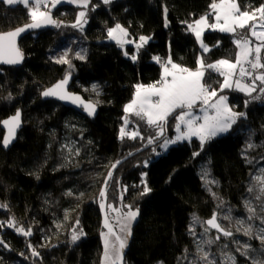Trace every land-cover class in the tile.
Returning <instances> with one entry per match:
<instances>
[{"label": "trees", "instance_id": "obj_1", "mask_svg": "<svg viewBox=\"0 0 264 264\" xmlns=\"http://www.w3.org/2000/svg\"><path fill=\"white\" fill-rule=\"evenodd\" d=\"M212 2L115 0L104 4L103 0H92L87 7L89 22L80 31L71 27L80 9L62 1L51 17L62 22L60 27L45 25L30 31L19 44L21 63L0 62V200L7 205L0 208V220L13 216L25 229L32 230L31 236H24L6 227L3 235L10 247L0 250L2 264H117L120 258L105 261L102 239V233L108 231L103 226L100 192L109 171L112 179L108 181L105 205L131 204L139 209L123 264H191L194 260L204 264L199 260L196 244L214 238L216 230L209 229L205 235L195 225L194 236L189 228L193 215L206 221L213 213L218 214L222 227L233 232L231 238L216 233L221 239L204 245L216 264H225L224 253L234 255L236 264L264 262L261 241L245 236L243 228L237 231L241 226L236 224L240 219L246 221L243 227L250 223L253 236L264 227L259 218L264 201L255 199L259 188L256 177L264 169V96L262 102L253 99L245 107L244 102L251 97L229 89L226 92L230 93L229 101L237 110L246 109L247 118H241L228 134L206 143L204 151L196 157L193 152L200 148L194 139L171 147L154 160L152 148L158 146L145 145L147 135H155L156 128L138 118L145 139L133 140L128 136L120 139L126 115L124 107L133 99L136 85L160 81L162 66L168 58L192 70L197 68L200 57L205 64L220 59L235 61L236 36L207 31L204 43L211 50L204 52L187 28L210 10ZM238 3L244 10L264 4V0H238ZM164 7L168 9L167 27ZM29 9L21 4L9 6L0 0V33L32 23ZM116 23L126 27L136 40L140 36L152 37L149 45L140 48L135 61L127 58L119 45L107 41V30ZM243 31L248 33V29ZM134 49L129 47L136 56ZM66 51L71 67L56 63ZM78 52L85 59L77 58ZM261 56L264 62L263 51ZM260 71L264 70L258 69L256 74ZM69 73L73 77L70 90L99 108L95 118L88 119L57 101L42 99L44 90ZM221 78L208 70L204 81L218 88ZM244 79L249 82L247 77ZM93 84L99 86V95L92 91ZM256 95H260L258 89L253 93ZM17 110L23 112L25 126L15 145L6 150L2 145L5 135L2 120ZM133 127L137 126L132 124ZM248 143L256 147L248 149ZM116 161L121 163L113 169ZM205 170L209 175L202 179ZM142 180L151 189L143 196ZM209 180L216 183L210 184ZM249 187L254 188L252 193L248 192ZM245 200L257 210V217L251 221L247 220ZM229 208L232 219L224 220ZM107 217L110 224L108 206ZM73 228L84 233L76 243L71 242ZM112 229L118 233L116 228ZM29 244L40 253L39 257L32 256ZM244 244L253 249L248 257L236 251Z\"/></svg>", "mask_w": 264, "mask_h": 264}, {"label": "snow or ice", "instance_id": "obj_2", "mask_svg": "<svg viewBox=\"0 0 264 264\" xmlns=\"http://www.w3.org/2000/svg\"><path fill=\"white\" fill-rule=\"evenodd\" d=\"M2 2L9 6H15L21 4L25 7H30L29 16L33 21L30 24L18 27L15 30L8 31L6 33H0V62L7 64H18L23 59V54L19 51L16 46V37L23 33L26 29H36L43 25H53L55 27H60L62 22H58L51 18V15L47 11L41 10V5L47 6L50 4L51 7H55L57 4L61 3V0H2ZM69 3H78L84 8H87L90 0H67ZM112 0H103L104 4H110ZM210 9L214 14V22L209 23V16L204 15L199 19H196L194 23L188 24L187 28L189 31L194 33L197 41L200 43V47L204 52H208L211 49L204 43L202 39V33L206 28H210L214 31H219L221 33H230L236 36L234 44L236 45L238 52L235 61L229 59H220L214 63H204L203 57L198 60V67L196 70L188 69L182 67L181 65L175 64L168 59L164 67V73L160 81L156 84H149L147 86L138 84L136 85V93L134 98L130 103L125 105L124 112L126 114L132 113L140 119L146 120L147 125L158 129L155 135L148 136L146 138L147 145H157L163 151H167L170 145H174L178 142L191 143L193 137H195L199 142V151L193 152V157L199 156L201 152L204 151V146L207 142L228 133L234 125L237 124L238 120L241 118H247L246 112L234 111L233 107L230 106L227 95H221L224 89H233L240 92L246 93L249 97L254 100H260L264 96V71H260L256 74L258 69L264 70V62H262L261 53L264 51V4L259 7L248 9H241L238 0H213L210 5ZM94 10V8H93ZM87 23L86 12L80 11L76 21L71 25L73 28H79L83 31V25ZM165 26L167 27V8H165ZM238 29L240 30L238 32ZM248 29V33L245 34L243 30ZM107 35L109 38L116 41L117 44L123 46L124 42L134 43L133 40H126L125 38L130 36V33L121 24L116 23L114 27L107 30ZM255 38L256 43L253 45V39ZM139 42L136 43L137 51L143 46L144 43L150 39L147 36H140ZM219 42H217V46ZM68 52H64L57 60L56 63L67 64L71 67V62L67 59ZM124 55H128L124 52ZM7 56V58H5ZM77 58L83 60L85 56L81 53H76ZM132 60H136L137 57L133 55ZM157 62L160 61L159 57H154ZM171 65V69L167 65ZM247 65V67H245ZM208 70H212L222 76L223 82L219 84V88L212 87L211 84L204 82L205 73ZM70 73L65 79L59 81L52 88L43 91L42 95L44 97H56L60 100L69 101L73 104L81 106L88 113L89 116H94L96 111V105L93 103H85L80 96L73 93H69L64 89V85L68 83V78H70ZM245 77L248 78V83H241ZM259 81V84L257 83ZM159 85V86H157ZM98 85H92V91L98 92ZM259 89L260 95L253 96V93L257 92ZM156 97L157 99L153 101L151 98ZM11 98V97H9ZM202 103L206 107L200 110L204 112V115L198 116L193 112L194 106ZM245 107H247L249 101H245ZM180 109L179 113L175 115V132L174 138H168L164 136L165 128L167 125V120L170 115ZM21 112L17 110L16 114L10 117L8 120L3 121V124L8 128V136L3 140V146L7 147L11 140L15 137V131L20 126L21 123ZM124 127L120 129V139L123 140L125 136L130 139L144 140L145 137L141 135L139 128L137 127L133 131L126 132L125 127L128 125V116L125 115ZM160 137H164L160 140ZM64 147H68L65 145ZM256 145L253 143H248L247 148L253 149ZM71 152V149H68ZM141 149H138V151ZM152 151L156 155H160V152L156 151V147L152 148ZM76 154H79V150H76ZM132 155V153H129ZM121 163L116 161L112 168L115 169L116 166ZM144 166H148V161H144ZM147 173H142V176H146ZM209 173L205 170L202 175V179H205ZM112 179V171H109L107 177L104 181V186L100 192V207L105 208L104 201L107 197V187L108 181ZM258 182V194L255 199L264 201V169H261V175L256 177ZM210 184L216 183L214 180L207 181ZM143 190L140 193L141 196L147 195L151 192V189L147 186L146 180H142ZM124 192L127 191V186L123 189ZM254 191L253 187L248 188V192L252 193ZM215 197V193H212ZM68 195H72L71 192ZM83 194L81 193V196ZM121 203L123 202V193L120 195ZM112 211L117 212L118 209L112 204L107 205ZM127 209L123 212L118 219L122 220L121 231L125 233V237L122 239L119 235H115L116 243H111L107 238L104 241V259L105 261L109 258L110 248L119 255L121 250L126 247L127 237L131 236V225L136 220L139 215V209H134L131 204L123 205ZM244 207L248 213L247 220L251 221L257 217V210L252 206L251 202L248 200L244 201ZM0 208H7L6 204H0ZM261 215L260 222L264 225V203L260 205ZM228 214L223 216L224 220H231L230 215L231 209L226 210ZM67 218V217H66ZM246 223L244 219L236 221V224L241 227L237 228L240 231L243 228V233L245 236L259 239L262 246H264V227H260L255 236H253L252 225L249 223L247 227H243ZM79 225V220L76 221ZM195 225H203V232L205 235L209 232V229L216 230L217 233H222L225 237H233V232L225 227H222L218 220V214L213 213L212 217L206 221H201L198 216L193 215L192 225L189 230L195 236ZM5 222L0 221V227H4ZM7 227L15 228V231L24 235L31 236V228L25 229L23 226L16 227L15 221H8ZM105 227L108 228V234L113 233L112 226L109 224L107 216L105 217ZM108 234L102 233L105 237ZM84 235L82 229L77 232L75 228L72 230L71 242L76 243L80 237ZM221 236L219 234L215 235L212 239L198 241L196 244V250L199 260L203 261L204 264H216V261L212 258V253L205 250L204 245H212L219 241ZM238 243V242H237ZM0 246L5 248L8 245L4 244L3 240H0ZM226 247V246H225ZM31 248L32 256L39 257L40 253L36 248ZM242 256L248 257L253 251L251 245L244 244L242 247L236 249ZM187 252V249H185ZM23 255V253H21ZM225 264H236V257L231 253H224ZM186 258V257H185ZM163 264V262H160ZM191 264H197L194 260ZM252 264H258L257 261L253 260ZM264 264V262H260Z\"/></svg>", "mask_w": 264, "mask_h": 264}, {"label": "rangeland", "instance_id": "obj_3", "mask_svg": "<svg viewBox=\"0 0 264 264\" xmlns=\"http://www.w3.org/2000/svg\"><path fill=\"white\" fill-rule=\"evenodd\" d=\"M217 2V1H216ZM75 4H77V3H75ZM18 5V4H17ZM17 5H15V6H17ZM239 5H240V3H239ZM31 6V5H30ZM30 6L29 7H26V8H30ZM78 6H81V5H78ZM25 7V6H24ZM81 7H83V6H81ZM259 7V6H258ZM165 8H167V7H164V18H165ZM248 10H250V9H248ZM29 11H30V9H29ZM42 11H45V10H42ZM80 11H85L86 12V19H87V23H85L84 25H83V30H84V28L87 26V24H88V17H89V10L87 9V8H83V9H80ZM204 15H212L213 16V18H210V16H209V19H214V14L212 13V10L210 9L206 14H204ZM167 17H168V9H167ZM194 23V22H193ZM122 25V24H121ZM123 26V25H122ZM167 26H168V18H167ZM124 27V26H123ZM124 28H126V27H124ZM78 30H80L79 28H77ZM206 30V29H205ZM203 31V33H202V39H203V41H204V35H205V32H207V31ZM81 31V30H80ZM211 31H214V30H211ZM240 30L238 29V32H239ZM128 32H129V30H128ZM130 33V32H129ZM194 34V33H193ZM224 34H226V33H224ZM228 34H230V33H228ZM147 37H149V36H147ZM237 38V37H236ZM235 38V39H236ZM126 40H133V41H135V42H139V39L138 40H136L135 38H133V37H131V35L129 36V37H127V38H125ZM107 41H109V42H113V43H116V41L115 40H113V39H111V38H109L108 37V39H107ZM152 41V37L150 36V39L147 41V43H144L143 44V46L141 47V48H143V47H145V46H147V45H149L150 44V42ZM128 43V42H124L123 43V46H121V45H119V44H117V45H119L120 47H121V49L123 50V52H127L128 53V55H125L127 58H131L134 54H132V52H130L129 51V47H131V48H136V43ZM198 43H199V41H198ZM256 42H253V45L255 44ZM199 45H200V43H199ZM208 46V45H207ZM209 47V46H208ZM202 49V48H201ZM135 50V52H137L136 53V57H137V54L139 53L138 51H140V49L137 51V49H134ZM237 52H238V49H237ZM263 57H264V51H263ZM169 59V58H168ZM168 59H167V61H168ZM172 61V60H171ZM262 61H263V59H262ZM173 63H175V64H178V65H181V64H179V63H177V62H175V61H172ZM234 62V61H233ZM165 65V64H164ZM163 65V66H164ZM162 66V75H161V78H162V76H163V73H164V67ZM168 67H169V69H171V65L169 64V65H167ZM182 66V65H181ZM183 67V66H182ZM198 67V66H197ZM186 68V67H185ZM197 68H195L194 70H196ZM207 72V71H206ZM206 74V73H205ZM223 77L221 78V81L223 82ZM205 82V81H204ZM221 82V83H222ZM206 83V82H205ZM245 83V82H244ZM152 84H156V83H152ZM142 85H145V84H142ZM145 86H147V85H145ZM157 86H159V85H157ZM218 88H219V86H218ZM259 90V89H258ZM228 91V89H224V91L222 92V93H220L221 95H227L228 96V101H227V103L230 105V106H232L233 107V109H234V111H237V112H246V109H241V111L240 110H237L233 105H232V103L229 101V98H230V93L228 94V93H226ZM135 93H136V90H135V92H134V96H135ZM246 94V93H245ZM247 95V94H246ZM134 98V97H133ZM153 101H155L157 98L156 97H152L151 98ZM251 100H253L252 99V97H251V99H249V100H247V101H249V103H248V105L247 106H249V104L251 103ZM131 101H132V99H131ZM130 101V102H131ZM260 102H262V100L260 99L259 100ZM130 102H128V103H130ZM127 103V104H128ZM126 104V105H127ZM203 107H206L205 105H203L202 103H199L198 102V104H197V106H194V108H193V112H194V114L195 115H198L199 116V114H200V116L202 117L203 116V114H204V112H202L200 109L201 108H203ZM179 111H180V109H177L176 110V112L175 113H173L172 115H170L169 117H168V120H167V125H166V128H165V132H164V136H166V137H168V138H174L175 137V135H176V132H175V123H176V120H175V115L177 114V113H179ZM247 113V112H246ZM127 116H128V120H129V123H128V125L125 127V131L126 132H129V131H133V130H135L137 127L139 128V131H140V133H141V135H145V132H143V131H141V128H140V126H139V124H138V121H137V118L138 119H140L139 117H137V116H135L134 114H132V113H128V114H126ZM140 120H144V119H140ZM239 121V120H238ZM145 122H146V120H145ZM132 124H134L135 126H137L136 128H132ZM121 127H124V124L121 126ZM121 127H120V129H121ZM158 131V129H156V132ZM231 131V130H230ZM229 131V132H230ZM228 132V133H229ZM228 133H226V134H228ZM120 134V133H119ZM226 134H223V135H221V136H224V135H226ZM148 136H150V135H147V137ZM221 136H218V137H216V138H213L212 140H214V139H217V138H220ZM163 137H160V139H162ZM194 139H196L195 137H193V139L192 140H194ZM211 141V140H210ZM181 143H188L187 141H185V142H178V143H176V144H174V145H170L169 146V148H168V150L167 151H163L162 149H160L159 147H157L156 148V151L157 152H160L161 154L160 155H156V153H154L155 154V156H154V160H156V159H158L160 156H162V155H165L170 149H171V147H174V146H177V145H179V144H181ZM207 143H209V142H207ZM0 204H4V202L2 201V200H0ZM115 206V205H114ZM116 207V209H118V211L117 212H114V211H112L110 208H108V216H109V221H110V224H111V226L112 227H114V228H116L117 230H118V235L123 239L124 237H125V233L124 232H122L121 231V223L123 222L122 220H120V219H118V216H121L122 214H123V212H126L127 211V209L126 208H124L123 206H121V207H117V206H115ZM1 209H5V208H1ZM138 217H139V215L137 216V218H136V220L132 223V225H131V229L133 228V224L137 221V219H138ZM15 221V225H16V227H20L21 225L18 223V221H16V219L12 216V217H10L9 219H6V220H0V221H3V222H5V224L8 222V221ZM198 226H200L201 227V229H202V231H203V225H198ZM6 227H7V225H5L4 227H2L1 228V230H0V240H3V242H4V244H6V245H8V247L7 248H9L10 247V245H9V243L6 241V239H5V237H4V235H3V232H5V230H6ZM14 231H15V228H12ZM16 233H17V231H15ZM216 232V231H215ZM217 233V232H216ZM216 233H214V234H212L213 236L214 235H216ZM20 234V233H19ZM104 234H108V232H105ZM220 234V233H219ZM22 235V234H21ZM83 236V235H82ZM81 236V237H82ZM80 237V238H81ZM105 238H107L108 240H109V242H110V244L111 243H116L117 244V246H118V242L117 241H115V238L113 237V236H111L110 234H108L107 235V237H105L104 235H102V239H103V242L105 241ZM127 240H128V237H127ZM79 241V240H78ZM77 241V242H78ZM3 249H6L5 247H3V246H0V250H3ZM120 255H121V253L119 254V255H117L111 248H110V250H109V258H108V262L110 261V262H112L113 260H117L118 258H120ZM0 264H2V262H1V259H0Z\"/></svg>", "mask_w": 264, "mask_h": 264}, {"label": "water", "instance_id": "obj_4", "mask_svg": "<svg viewBox=\"0 0 264 264\" xmlns=\"http://www.w3.org/2000/svg\"><path fill=\"white\" fill-rule=\"evenodd\" d=\"M63 0H61V2H62ZM61 3H59V4H57L54 8L53 7H51L50 9H49V13H50V15H51V17L53 16V13H54V11L58 8V6L60 5ZM43 26H45V25H43ZM42 27V26H41ZM40 27V28H41ZM37 29H39V28H36V29H26L23 33H21L19 36H17L16 37V46H17V48L19 49V51L21 52V49H20V46H19V44H20V41L27 35V34H29L30 33V31H33V30H37ZM12 31V30H11ZM22 53V52H21ZM5 58H7V56H5ZM22 61V60H21ZM3 64H6V65H12V64H7V63H4V62H2ZM21 63V62H20ZM19 64V63H18ZM72 79H73V77L72 76H70V78H68V83L66 84V85H64V89L67 91V92H69V93H73V94H75V95H77V96H80L82 99H83V101L85 102V103H93L92 101H87L85 98H83V96L81 95V94H79V93H74V92H72L70 89H71V87H70V85H71V81H72ZM59 82V81H58ZM58 82H56V83H54V85H56ZM53 85V86H54ZM53 86H51V87H48L47 89H49V88H52ZM45 91V90H44ZM42 99L44 100H49V101H57L58 103H60V104H62L64 107H67V108H70V109H73V110H75L76 112L78 111V112H80V113H82L83 115H85L88 119L89 118H95L96 117V115L98 114V111H99V108H97V106H96V111H95V115L94 116H89L88 115V113L84 110V108L83 107H81V106H78V105H76V104H73V103H71V102H69V101H65V100H60V99H58V98H56V97H44L43 95H42ZM94 104V103H93ZM21 112V117H20V119H21V123H20V126L16 129V131H15V137L11 140V143L7 146V147H4L6 150H10L14 145H15V143L17 142V140H18V137H19V135H20V132L24 129V126H25V123L23 122V112L22 111H20ZM15 114H13L12 116H14ZM11 116V117H12ZM10 118V117H9ZM9 118H7V119H4V120H2V125H1V127H2V129H3V131H4V138L5 137H7L8 136V128H7V126H5L4 124H3V121H5V120H8ZM4 138H3V140H4ZM3 142V141H2ZM2 145H3V143H2ZM107 216V206L105 205V208H104V212H103V217H104V219H103V226H104V228H106V230L108 231V228L107 227H105V217ZM107 219H108V217H107ZM212 230H214V229H212ZM114 236L115 235H118V233L115 231H113V233H112ZM222 234V233H221ZM125 248L123 249V250H121V257H120V261L117 263V264H123L124 263V261H125Z\"/></svg>", "mask_w": 264, "mask_h": 264}, {"label": "crops", "instance_id": "obj_5", "mask_svg": "<svg viewBox=\"0 0 264 264\" xmlns=\"http://www.w3.org/2000/svg\"><path fill=\"white\" fill-rule=\"evenodd\" d=\"M63 1H67V0H63ZM91 1L92 0H90V3L88 4V6L87 7H89V5L91 4ZM112 1H115V0H112ZM218 2V1H217ZM69 3V2H68ZM69 4H71V5H74V6H76V7H78L79 9H83L84 7H81V6H78V5H80V4H75V3H69ZM31 7V6H30ZM51 8V6H50V4H48L47 6H44V5H41V10H49ZM210 16V18H213V16L212 15H209ZM212 22H214V19H209V23H212ZM212 29H210V28H206V30L205 31H211ZM245 67H247V65H245ZM244 80V81H243ZM243 80H241V83L243 84L246 80L245 79H243ZM233 89H235V87H233ZM229 90V89H228ZM236 90V89H235ZM237 91H239V90H237ZM204 115V114H203ZM199 116H200V114H199Z\"/></svg>", "mask_w": 264, "mask_h": 264}]
</instances>
